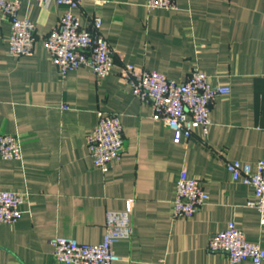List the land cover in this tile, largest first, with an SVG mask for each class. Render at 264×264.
Masks as SVG:
<instances>
[{
  "label": "crops",
  "instance_id": "crops-1",
  "mask_svg": "<svg viewBox=\"0 0 264 264\" xmlns=\"http://www.w3.org/2000/svg\"><path fill=\"white\" fill-rule=\"evenodd\" d=\"M146 1L83 0L76 11L83 27L101 19L114 51L99 83L87 67L61 76L53 65L44 40L64 10L55 0H19V16L35 24L30 55L9 53L10 26L0 23V133L19 136L22 152L0 156V190L25 194L20 218L0 223V264H56V236L99 243L108 210L127 212L133 231L115 244L114 264H229L207 250L229 222L264 249L253 189L226 168L264 157V0H175L173 11ZM125 64L176 81L197 67L230 92L214 100L207 128L184 139L132 93L119 75ZM99 112L118 114L124 136L106 173L86 143ZM179 177L208 194L189 218L172 217Z\"/></svg>",
  "mask_w": 264,
  "mask_h": 264
},
{
  "label": "built area",
  "instance_id": "built-area-1",
  "mask_svg": "<svg viewBox=\"0 0 264 264\" xmlns=\"http://www.w3.org/2000/svg\"><path fill=\"white\" fill-rule=\"evenodd\" d=\"M64 7L57 23L47 34L44 45L53 65L61 76L87 67L97 83L114 67V51L100 34L101 19L93 18L90 27H83L76 11L83 0H55ZM149 10H176L175 0H147ZM19 0H0V23L7 22L11 34L9 53L13 56L32 54L36 42L35 24L19 16ZM122 80L141 101L151 102L152 116L171 129L177 137L189 139L194 128L206 129L210 124V110L214 100L230 92L227 86L212 85L207 74L199 68L191 69L185 80L176 81L152 69L125 64L119 72ZM93 166L101 172L119 157L124 146L120 117L116 113H98L96 126L86 136ZM0 156L21 159V139L17 135L0 133ZM234 180L252 187L254 199L248 205L259 214L264 225V157L252 166L239 160L226 162ZM208 194L196 178L179 177L173 200V218H189L207 201ZM25 194L0 190V223H14L23 213ZM129 215L125 211L108 210L105 214V234L99 243H82L72 237L56 236L50 240L56 264H114L120 260L115 244L132 236ZM207 250L222 253L229 264H261L264 249L257 242L248 241L244 233L229 222L224 230L210 235Z\"/></svg>",
  "mask_w": 264,
  "mask_h": 264
}]
</instances>
